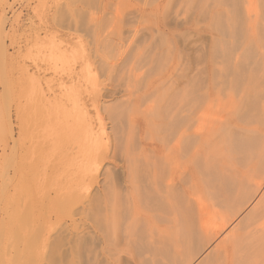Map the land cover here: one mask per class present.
<instances>
[{
  "label": "rangeland",
  "instance_id": "rangeland-1",
  "mask_svg": "<svg viewBox=\"0 0 264 264\" xmlns=\"http://www.w3.org/2000/svg\"><path fill=\"white\" fill-rule=\"evenodd\" d=\"M250 39L257 47H247ZM242 47L247 56L235 61L264 67V0H0V264H150L148 235L165 214L159 191L177 174L165 165L171 114L193 86L198 99L206 73L216 74ZM21 63L39 85L21 82ZM224 75L237 83L235 70ZM47 84L48 103L37 90L45 93ZM16 103L29 107L18 119ZM41 110L61 116L49 120ZM86 122L96 133L103 128L96 142ZM54 134L76 141L56 149ZM60 156L71 164L58 166ZM208 176L211 182L215 174ZM132 203L142 205V218ZM225 222L213 216L210 226Z\"/></svg>",
  "mask_w": 264,
  "mask_h": 264
},
{
  "label": "bare ground",
  "instance_id": "bare-ground-1",
  "mask_svg": "<svg viewBox=\"0 0 264 264\" xmlns=\"http://www.w3.org/2000/svg\"><path fill=\"white\" fill-rule=\"evenodd\" d=\"M257 43L258 40L255 39L246 40L247 47L249 46L250 48L257 47ZM245 47H242L243 49L241 50L239 56L232 57L234 58V61L231 59V57L230 59L227 57L229 59L228 62L226 58L225 64H219L216 68V71H218L216 74L211 71L209 73H206V81L202 85V91L199 92L198 99L195 93L196 88L193 86L190 91L191 96L187 98L186 102L184 101L185 103L182 104L183 106L177 104V107L171 114L172 119L169 134L170 136L173 135V140H171V138L169 139L171 141L169 145V152L165 150L168 156L167 163L165 165H168L171 168L172 172H175L177 174H175V176H172L173 174H170V179L169 176L167 178L169 182L167 181L164 187L159 191V195L161 196H159V198L161 199H159L161 201V211L163 209V211H165V214L162 215L163 224L158 228L156 227V232L153 233L152 231L149 233V235L147 234L149 238L148 245L150 246L149 248L151 250V252L150 250L147 251L148 253H150V255H147L150 257V264H264V67L261 62H255L254 66L247 65L245 67L242 63L244 62L245 58L243 59V61L241 60L242 64H239L238 61H235L242 56H247V47ZM247 51H249V48L247 49ZM22 63L16 65V70L19 75L17 77L21 79V82L23 81L22 77L26 81L28 80V83H30L29 86L32 84L39 85L40 79L32 75V72L31 74H29L25 64ZM35 67L37 68V70L41 69V66L39 67L37 64ZM13 69L14 68H12V70ZM230 69L236 71L237 83L232 80L230 81L224 75L225 71ZM52 71L54 70L52 69ZM14 81L16 82V79H14ZM14 81L12 80L13 83ZM19 82L17 83V85L19 84ZM46 87L47 89L45 93L44 90H41L39 87L37 88V90L39 92V95H42L41 100L48 103L52 100L50 97L52 88L51 86L49 88L48 84L46 85ZM47 93L50 94H48V97L46 98L45 95ZM67 93L68 92H66V94ZM86 93H88V91ZM55 98L56 97H54V99ZM25 102L27 101L25 100ZM75 102L78 103L77 101ZM22 105L18 103L15 106V116L17 117V119L19 118V116L22 117L23 114L21 113L23 109H29L27 104H24L23 106ZM25 106L26 108H24ZM148 107L149 105L147 106V108ZM183 108L185 112L183 111ZM40 114V116L49 120H52V115H55V119L61 116H57L56 113H50L42 110ZM81 114L85 117L82 111ZM84 117L82 118L83 121L85 120ZM75 120L77 121L76 118L74 119V121ZM39 122L41 123V121ZM99 122L101 121L99 120ZM78 123L79 122L75 124L77 125ZM81 125L83 126L84 131L88 133V135L86 136H90L91 140L93 142H96L98 134L103 129L101 127H98L99 123L97 127L98 129L101 128V130L98 131V133H96V128L94 129L95 131H92V129L90 128V123H81ZM151 125L153 126L154 123ZM24 127H26V124ZM38 128L40 130V127ZM75 130L78 129L76 128ZM85 132L82 133L85 134ZM31 135L32 133L28 134V140H30V138L32 137ZM85 137H83L82 139H78L79 137H76V139L79 140L78 143L80 144V142H82ZM74 138L75 136L71 138L72 140L69 138V141L66 138L65 140H62V136L54 134L53 139L50 140L52 141V143H54V148L57 149L59 146H62L61 142H71L74 140ZM166 140L165 142L168 143V141ZM51 141H49V143H51ZM21 142L22 141H19V143ZM66 143L64 144V146L66 145ZM67 146L69 147V144ZM72 147L73 145L71 146V148ZM159 147L162 150V146ZM24 149V153L27 157L33 156L36 152L26 144ZM86 149L85 151H88ZM45 151L48 155L50 154L48 153L47 148L45 149ZM75 152L77 151L75 150ZM96 152L94 151L95 156ZM69 159L67 157L65 158L63 156H60L58 160V162L60 161V165L58 164V166L63 165L64 167H68L69 164H71V159L69 161L70 163L68 164ZM29 160L31 161V157ZM54 164H56V162H54ZM54 166L52 171L58 168H55ZM45 168L46 167L41 169V173L43 172L42 175L46 173ZM209 171L215 174L213 179H211V182H208L209 180L207 179L209 177ZM33 172L36 173V169L35 171L33 170ZM88 173L86 172V174H88L89 176L90 172L88 171ZM78 174L79 172L76 173L77 176ZM38 175L39 173H37V176ZM61 175L62 174L58 175L59 178L61 177ZM68 176H70V174ZM205 176H207V178ZM34 177L36 176H33L32 178L34 179ZM79 177H81V175ZM90 177L92 176L90 175ZM163 177L165 176L163 175ZM163 177L162 179L159 178L162 182L164 180ZM64 180H66V178H64ZM83 182L84 181H82V183ZM157 185L159 186V183ZM69 186H72L71 183ZM87 186L88 183H86V187ZM133 202L136 203L135 200ZM128 205L129 204H127V206ZM136 205L137 206H134L133 204V209H135L134 211L139 213V210H141V212H143L142 210H144V208L142 207V205L140 207L141 209H138V204ZM111 206H114L115 209L117 208L116 203H113V205ZM146 208L147 207H145V211ZM113 211L112 213H110L111 217L114 213ZM116 212L115 216L113 215V220L117 217ZM141 212L139 213V216L135 217L134 215V217L142 218V216H140ZM146 212L147 214H145L144 212L142 213V215L144 216L145 214L147 218L148 214L150 216L152 213H154H149V210H147ZM162 213L160 212L158 213V215ZM217 215L225 218L226 222L224 226H210L211 218ZM159 216L161 217V215ZM119 217L123 216H121L120 214ZM153 218L154 217L152 216V221ZM115 221L113 223V226L116 227V223L119 224L121 221L120 219L119 222H117L118 220ZM128 222L127 225H130L132 220H128ZM159 222L161 223L160 220ZM122 226L124 227V225ZM115 227H112V229H115ZM127 228L123 231H126ZM131 229H133V227ZM114 233L115 235L117 234L116 231H114ZM120 233L119 235L117 234L115 238H117V236L120 237ZM133 233L135 235L134 231ZM130 236L132 235H129V242L131 239ZM124 237L122 238V241L125 240ZM115 241L116 239L113 241V244L115 243ZM126 241L127 240H125V243ZM117 245L116 247L118 249ZM146 263L149 264V261H147Z\"/></svg>",
  "mask_w": 264,
  "mask_h": 264
}]
</instances>
